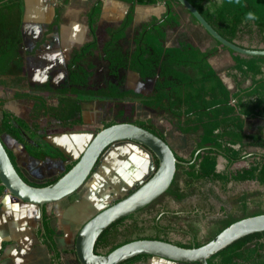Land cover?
Masks as SVG:
<instances>
[{
    "label": "trees",
    "instance_id": "obj_1",
    "mask_svg": "<svg viewBox=\"0 0 264 264\" xmlns=\"http://www.w3.org/2000/svg\"><path fill=\"white\" fill-rule=\"evenodd\" d=\"M120 1L130 4V9L122 21L108 24L105 30L107 40L102 46V53L110 80L104 87L90 88V80L95 69L91 57L101 46L97 26L101 21L103 1H97L86 15L90 41L82 44L72 53L67 64L65 82L53 91L58 95L57 105L49 104L44 97L22 91H18L15 99H26L33 102L32 119L34 121L49 118L64 128L71 129L84 124L82 117L84 102L102 100L140 102L145 107L158 108L160 112L168 114L171 124L179 132L196 136V146L189 159L176 155L179 160L177 173L170 189L163 195L175 202H182L192 196H197L200 201H209L210 183L220 184L224 190L230 183L257 182L264 186V154L251 155L247 152L250 146L264 150V128H258L257 133L252 136L245 134L247 119L264 118V56L249 59L235 57L233 69L241 78V82L236 83L237 91L232 92L210 65V50L192 44L165 47L167 30L181 25L177 8L183 7L177 0ZM188 1L228 41L235 42L243 30H251L254 27L264 40V0ZM67 3L68 0H64V4ZM158 4L164 5L166 12L161 18H153L143 24L134 38L133 50L127 55L121 47V42L126 38L128 30L134 23L136 6H156ZM25 7V0H0V88L23 89L26 80L21 76L25 64L20 54L24 40ZM249 12L255 14V19H246ZM193 19L198 24L196 19ZM60 22L61 9L58 8L53 23L47 26L48 32H52L54 27H59ZM217 44L227 49L219 42ZM126 71L137 72L143 81L158 76L154 94L144 96L124 89L127 79ZM247 80L251 81L250 86L241 88V84ZM36 88L51 90L49 83L42 86L37 85ZM124 116L125 114L120 111L117 114V120L105 123L103 128L116 123L129 122L122 121ZM16 122L17 125L12 122L8 112H3L0 123L1 139L3 135L10 136L22 144L29 155L35 159L67 161L58 149L48 144L41 145L33 140L31 135L34 132L29 122L20 118L16 119ZM132 123L166 141L165 136L151 122ZM22 130L30 132V140L22 135ZM247 140H250L249 143H246ZM6 149L20 176L35 187H45L56 182L78 161L68 163L64 171L54 179L42 183L31 182L22 173L14 153L7 147ZM220 156L227 161L226 168L222 172L217 170ZM154 159L156 168H158L159 162L155 157ZM241 163H248V166L233 169L235 165ZM99 164L100 162L97 167ZM5 192L6 189L0 182V195ZM247 199V197L241 199L242 207L246 211L248 209ZM161 212L162 210L159 214ZM137 213L115 222L106 229L96 243L95 253L108 254L120 246L139 239L170 242L163 237L141 235L143 226H141L142 222L135 220ZM260 214L264 213L259 212L243 218H229L223 221L221 227L211 237L208 236L203 243L197 238V230L192 228L191 233L193 234L186 232L187 235L193 237L191 243L187 245L177 243L176 245L192 248L195 243L196 247H200L232 223ZM54 219V215L47 213L46 206L43 207L41 229L38 235L54 255V260L58 264H63L61 251L55 240L58 233L52 225ZM162 219L170 220L166 215L161 219L156 217L153 228L157 232L165 233L169 229L160 228ZM128 220L131 221L130 224L126 223ZM260 238H264V233L246 236L210 258L208 264H264L262 261H257ZM148 258L151 256H137L122 264H134Z\"/></svg>",
    "mask_w": 264,
    "mask_h": 264
},
{
    "label": "crops",
    "instance_id": "obj_2",
    "mask_svg": "<svg viewBox=\"0 0 264 264\" xmlns=\"http://www.w3.org/2000/svg\"><path fill=\"white\" fill-rule=\"evenodd\" d=\"M71 1L72 0H68V3L64 4V0H54V6L52 9H35L36 11H34V14L35 16L40 15L41 19L44 20L45 24H47L48 26L52 24L55 19L56 9H61L62 16L64 7L70 5ZM97 1H103L101 21L97 26V30L101 28L103 23H119L125 18L130 9V4L122 2L120 0H94L93 5ZM25 3L26 8L31 7L33 9L34 5H39V0H25ZM93 5H91L85 15L88 14ZM159 5L161 4H158L156 6H136L134 23L148 22V18L145 17L147 15L149 17H157L158 13L155 8H157ZM60 25L61 22L59 26ZM103 26L102 28H105V26ZM86 27L89 36L88 26ZM57 28L59 27H54V31L57 30ZM99 41H101V37H99ZM102 46H100L101 50ZM70 58L68 59V62ZM209 62H211L214 70L221 71L220 61L216 62L215 59L213 60V58L210 60L209 57ZM67 64L64 66H60V64L56 65V62H54L53 72H62L63 76H65L64 78L66 79ZM94 72L95 69L93 71V75ZM134 73L135 72H133V74ZM136 74L139 76L138 73ZM21 76L26 78V80L24 81L25 85L29 80V75H27L26 71V64ZM219 76L226 84V86L228 85L226 83V80H228L230 82V86L234 87L235 81H230L226 76H224L223 78V75ZM127 80L128 76L124 89L134 91L144 96H151L155 92L158 76L151 79L153 80V87L150 94L148 95L144 92H137L136 88L129 87L127 84ZM139 80H141L140 76ZM91 81L92 80H90V88L93 89L94 87L91 86ZM141 81L146 82L147 80ZM46 83H48V81H45L40 86ZM104 86L105 84L100 87ZM230 86L227 87L231 90ZM8 89L13 90V88L9 87ZM110 102H113V100L84 102L82 104V117L84 124L73 129L64 128L55 120H50L49 118H41L39 122L43 123L42 132L40 133V136L36 137V140H38L36 142H42L51 145L55 149L61 151V153L67 159L66 162H60L64 164V167L68 163L78 160L91 141L92 137L99 131V128L103 123L101 119L103 117H105V119L108 117L107 113L111 109L110 107H108V104H110ZM122 102H124V105H119V107L116 109V112L118 114L121 111L126 116H128V112L131 113L133 111L134 107L137 108V104H141L140 102L132 101ZM1 104L2 100H0V123L3 118L2 109L4 108L5 111V109L8 108V105L5 104V106H1ZM55 105L57 104H54V106ZM141 105L144 106L143 104ZM145 108L147 109V122H151L158 128V130L165 136L166 142L174 150L176 155L184 159H189L196 146V136L192 134L186 135L179 132L177 128L171 124V118L168 116V114L160 112L158 108ZM19 118L25 120L24 118ZM109 121H111L110 118H107L104 124ZM22 131V135L30 140V136H25L24 132ZM2 140L6 147L14 153V155L16 156L17 164L20 167L22 173L31 182L40 181L37 175L40 170L41 172H45L44 165H46V162H50V164L53 163V161L49 160L44 162L43 159L39 160L32 158L22 144L18 143L8 135H3ZM190 143H192L193 145L190 157L180 154V152H183L187 145H190ZM221 160H223V162H225L227 165V161L222 156L218 158V164L219 162H221ZM54 163L58 162L54 161ZM226 165L223 170H225ZM155 167L156 163L154 156L146 148L130 142L116 143L107 150L104 157L100 161V164L80 191L70 195L62 201L46 206L47 213L50 215H54L55 218L52 225L58 233V236L55 240L57 242L59 250L61 251V260L63 264H79L77 257L71 252V250H74L75 239L81 227L90 218L103 210L104 206L109 201H117L118 199H122L130 194V192H132L140 182L147 180L153 174ZM218 172L222 171L218 169ZM193 197L197 196H192L191 198ZM189 198H187L186 200H188ZM185 202L186 201H182L178 203L173 200L170 201V204L178 205V207H173V205H171L172 207L170 206L168 208L172 212H174L173 214H170V220L173 218L177 219L178 217H181L180 215H182L183 213L178 214V212H181L183 210H181L179 206H181V204ZM206 202L207 201H201L200 203L198 202L195 204H190L189 209L191 210L194 206L198 207V209H203V205ZM42 213V207L20 201L9 194L0 195V264H58L54 260V255L49 251L48 246L38 235L39 230L41 229ZM196 213L199 214L200 212L198 211ZM190 228L192 229L194 228V226L192 227V225H190ZM183 233L186 234V231H184ZM189 236L192 240L193 237L191 235ZM169 241L174 243L171 240ZM134 264L179 263L157 257H151Z\"/></svg>",
    "mask_w": 264,
    "mask_h": 264
},
{
    "label": "rangeland",
    "instance_id": "obj_3",
    "mask_svg": "<svg viewBox=\"0 0 264 264\" xmlns=\"http://www.w3.org/2000/svg\"><path fill=\"white\" fill-rule=\"evenodd\" d=\"M93 3L94 0H72L71 4L67 7H64L63 9L61 16V25L55 31L53 28L52 32H48L47 24H45V21L41 19L40 15L35 16L34 11H36L35 9L41 10V8L52 9L54 6V0H39V5H34L33 9L31 7H25L23 26L24 40L21 45L20 54L21 57L25 59L26 71L27 75H29V80L25 85H23V89L13 88V90H11L8 89V87L0 88V100H2L1 106H5V104L8 105V108L5 109V112L9 113V115L11 116V120L14 124L17 125L16 119H19V117L24 118L25 120H27V122H29L31 130L34 132V134L31 135L30 132L25 130H23L22 132H24L25 136L29 137L31 135L34 141H38L36 140V137L40 136V133L42 132L43 123L39 122L41 118L39 120L34 121L32 119L33 102L26 99H15V95L18 93V91H22L24 93L26 92L44 97L47 102L52 105L58 103V95L53 91L64 84L65 76H63L62 72H53L54 62H56V65H66L71 54L75 50L80 48L82 44L90 40L86 27L87 19L85 13L89 10ZM155 10L157 11L158 16H145L146 18H148V22L153 18L159 19V17L166 12V7L164 5H159L157 8H155ZM177 11L180 15L181 25L174 29L167 30V38L164 42L165 47H176L179 44H192L203 49H208L210 50V60L213 58V60L215 59L216 62L220 61L221 71L215 70L217 74L223 75V78L224 76L228 77L230 81H235V84L240 83L241 78L239 77V75L237 76L236 70L233 69L235 66L234 59L237 56L241 57L242 59H249L250 57L239 55L235 52L232 53L230 52L231 50L229 51L227 49H224L223 47L218 45L217 41L214 40L211 36H209L199 24L194 21L192 16L187 11H185L181 7L177 8ZM145 23H134L132 27L128 30L126 38L121 42V47L123 48L124 53H126L127 55L133 50L134 38L139 33L141 27ZM103 25L106 28L108 24L103 23ZM102 26L98 30L99 37H101V46L103 45L105 40H107V35L105 33L106 29L102 28ZM235 42L240 46L249 49L264 50V40L261 38L255 27L251 28V30H243V32L239 34V37L236 39ZM102 55V50L99 49L98 51L94 52L91 57V60L95 64V72L91 79V86L94 88L103 86L108 80H110L107 74V64L102 60ZM210 65L212 66L211 62ZM136 73L137 72L133 74V71L125 72V75L128 76V86L136 88L137 92H144L147 95L150 94L151 89L153 87V80L150 79L146 82H142L141 80H139V76ZM45 81H48L51 90L36 88L37 85L39 86ZM226 83L228 84L227 86H230V82L228 80H226ZM235 84L234 87L230 86L232 92L237 91ZM250 84L251 81L247 80L246 82L241 84V88H246L250 86ZM119 105H124V102L113 101L108 104V107H110L111 109L107 113V118H110L111 121L117 120L116 109L119 107ZM137 105V108L134 107L131 113L127 111L128 116L125 115V117L122 118V121L147 122V109L141 104ZM3 112L4 108L2 109V113ZM106 119L105 117L101 119L103 123L99 130L103 128ZM260 127L264 128V118L247 119L245 126V134L247 136H252L257 133L258 128ZM249 141L250 140H247L246 143H249ZM39 144L45 145V143L42 142H39ZM192 149L193 145L192 143H190V145L188 144L183 152H179L182 155L190 157ZM247 152L251 155L264 154L263 149L256 148L253 146L248 147ZM47 160L49 159H43L44 162ZM55 162L58 163H54V161L52 164H50V162H46V165H44L45 172H41V170L40 172L38 171L39 173L37 176L40 179L38 183L54 179L56 176L63 172L64 164L60 163V161ZM225 165L226 163L221 160V162H219L217 166V170L219 169L220 171H224L223 169ZM247 166L248 163H241L235 165L233 169H239ZM180 182L182 181L180 180ZM5 194L8 193L5 192ZM242 197L248 198L246 200L248 203L247 211L244 210V208L242 207ZM263 199L264 186L259 185L257 182L230 183L225 190L222 189L220 184L210 183V203H213L216 207L218 206V204H220L226 207L227 210H231L233 215H231V218L233 219L243 218L244 216L252 215L259 212L264 213ZM170 201V198L162 196L156 202L152 203L147 208L143 209L135 215V220L142 222L141 226H143V233L141 235L145 237H163L173 241L176 244H190V236L183 233L184 231H191L189 225L190 223L189 221H186L188 219L178 217L177 219L173 218L169 221L162 220L160 222V226L169 229L165 233L157 232V230L153 228L154 219L159 215V212L162 210V205L166 206L167 203V210H170L168 208L171 205H173V207H178V205L176 204H170ZM114 202L115 201H109L104 206V209ZM198 202L200 203L201 201L198 200L197 197H190L185 203L181 204V206L179 207L183 211H189V205ZM222 222L223 219L220 220V222L218 223L214 222L213 219H211L209 227L205 229L201 228L202 232L199 234L198 240L201 243L205 242L208 236L211 237V235L214 234V232L217 230L216 226L222 224ZM126 223L130 224L131 221L128 220ZM200 230L198 229L199 232ZM71 252L76 256L74 250H71Z\"/></svg>",
    "mask_w": 264,
    "mask_h": 264
},
{
    "label": "water",
    "instance_id": "obj_4",
    "mask_svg": "<svg viewBox=\"0 0 264 264\" xmlns=\"http://www.w3.org/2000/svg\"><path fill=\"white\" fill-rule=\"evenodd\" d=\"M198 24L227 49L243 56H264V50L249 49L222 37L188 0H177ZM138 144L158 160V168L126 197L112 203L90 218L75 239V254L80 264H122L137 256H151L181 264H208V260L236 241L257 233H264V214L238 220L208 243L184 248L172 242L139 239L129 242L108 254H96L95 246L102 235L115 222L133 215L161 198L171 187L179 160L170 145L132 122H122L103 128L91 139L77 163L56 182L35 187L24 181L16 170L0 138V182L6 192L16 199L45 207L80 191L97 168L107 150L116 143Z\"/></svg>",
    "mask_w": 264,
    "mask_h": 264
},
{
    "label": "flooded vegetation",
    "instance_id": "obj_5",
    "mask_svg": "<svg viewBox=\"0 0 264 264\" xmlns=\"http://www.w3.org/2000/svg\"><path fill=\"white\" fill-rule=\"evenodd\" d=\"M184 201H187V200L185 199ZM263 201H264V199H263ZM203 202H205V201H203ZM203 206H204L203 209H198V207L194 206L189 211L178 212V214L183 213L180 216L182 218L188 219L186 221H189L190 225L196 227L197 237L202 232L201 228L205 229V228L209 227L211 219H213L214 222L218 223L222 219L224 221V219L226 220V219H229L233 216L232 211L227 210V208L224 207L223 205L218 204V206L216 207V206H214L213 203H210V201H207ZM162 207H163L162 212L157 216L158 219L164 218L165 215L170 217L171 216L170 214L174 213L171 210H167L166 209L167 206L162 205ZM198 211L200 212L199 214L196 213ZM220 226H221V224L217 225L216 228L218 229ZM160 228L165 229L164 227H161V226H160ZM198 229L199 230L201 229L200 232L198 231ZM191 234H193V233H191ZM192 240H193V238H192ZM263 244H264V238H260L259 244H258L259 245V256L257 257L258 262H260V261L264 262V248H262Z\"/></svg>",
    "mask_w": 264,
    "mask_h": 264
},
{
    "label": "clouds",
    "instance_id": "obj_6",
    "mask_svg": "<svg viewBox=\"0 0 264 264\" xmlns=\"http://www.w3.org/2000/svg\"><path fill=\"white\" fill-rule=\"evenodd\" d=\"M237 2H239V0H237ZM246 19H249V20H253V19H255V14L252 13V12H249V13L247 14Z\"/></svg>",
    "mask_w": 264,
    "mask_h": 264
}]
</instances>
